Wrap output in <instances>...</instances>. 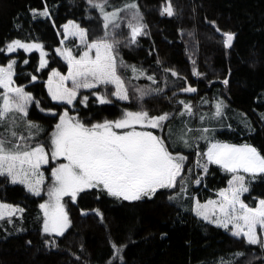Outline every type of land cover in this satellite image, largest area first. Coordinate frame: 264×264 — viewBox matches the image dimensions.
Instances as JSON below:
<instances>
[{"label":"trees","instance_id":"obj_1","mask_svg":"<svg viewBox=\"0 0 264 264\" xmlns=\"http://www.w3.org/2000/svg\"><path fill=\"white\" fill-rule=\"evenodd\" d=\"M133 2L147 25L146 34L135 43L129 42L128 11L120 12L119 29L105 30L103 14L88 0H0V64L15 61L14 84L33 97L25 119L41 128L35 143L47 144L65 108L84 122L141 110L173 118L187 98L172 94L184 84L182 78H188L198 85L197 96L188 98L194 110L212 108L213 100L222 99L230 108L242 110L249 122V128L237 120L225 123L213 140L248 141L264 155V0H171V17L161 15L168 0H108L105 11ZM34 9H47L48 15L36 16ZM68 20L85 27L89 40L110 33L117 63L122 60L127 66L118 68L130 90L128 100L112 95V84L80 91L74 107L50 97V72L68 70V63L56 51L60 30ZM221 32L235 34L231 47H225ZM14 40L42 45L46 66L40 67L38 49L9 52L7 45ZM133 66L137 75L131 72ZM173 83L177 86L171 88ZM141 91L145 93L142 99ZM98 96L109 102L100 103ZM196 174L201 176L197 191L203 198L214 195L232 175L214 163L207 172L196 169ZM247 187L242 200L255 207L264 198V174L250 178ZM172 191L159 189L150 198L126 201L106 190H85L76 201L66 198L71 223L63 235H57L44 233L35 217L43 196L0 176V199L24 208L21 216L0 219V264H221L222 259L229 264H264V247L249 244L243 236H234L173 202L169 199ZM238 253L243 255H234Z\"/></svg>","mask_w":264,"mask_h":264},{"label":"snow or ice","instance_id":"obj_2","mask_svg":"<svg viewBox=\"0 0 264 264\" xmlns=\"http://www.w3.org/2000/svg\"><path fill=\"white\" fill-rule=\"evenodd\" d=\"M89 4L98 7L103 14V27L105 30L119 29L118 21L121 19L120 12L128 11L131 18L128 28L131 30L130 43H135L140 35L146 34L142 16L139 13L136 3H127L123 8H116L111 12L105 11L108 0L101 3H94L88 0ZM169 17L174 15L171 0H168L163 7L161 15ZM39 15L47 16L45 9ZM65 33L79 35L81 43L85 44L86 50L77 58L72 55L71 50L65 49L57 52L64 57L68 63V74L62 75L55 69L48 79V90L53 100L65 101L72 104L76 99L77 90L80 88H95L98 84H114L116 91L112 95L122 100L129 98L125 82L117 74L118 67H127L121 60L117 63L114 55L115 45L109 42L108 31L100 39L87 42V32L69 21L64 25ZM219 31V29H217ZM225 47H231L234 40V33L225 32ZM22 48L25 51L40 50V67L46 66L44 59L46 53L40 44L22 43L14 40L7 45L9 52ZM95 52L94 56L91 53ZM27 63V61H25ZM10 62L7 67H0V176L10 178L11 183L24 184L27 189L39 196L41 185L44 183V174L40 170L42 165L49 164V161H58L61 158L64 162L58 163L51 169L53 179L52 186L48 189L49 200L40 205L43 210L44 233H55L63 235L70 226V220L61 200L64 196H70L75 201L78 193L90 189L106 190L107 194L126 201H138L144 197L154 196L159 189L175 188L178 182L183 180L181 175L184 169V161L187 157L180 154H173L160 136L152 131L143 130L146 128H160L168 119V114L150 116L145 110L131 112L125 111L122 118L100 123L86 125L76 117L69 116L65 111L55 125L50 136V150H46L44 144H32L39 132V126L27 122L28 135L19 134L16 129L19 127L17 118L23 120L27 117L28 105L33 101L30 93L23 87L14 86L13 65ZM132 71L137 69L133 66ZM143 73H141L142 75ZM176 75L175 72L172 73ZM138 78V77H137ZM36 79L35 76L32 77ZM148 79H153L149 76ZM71 81L72 87H67L66 82ZM227 80L224 81L227 84ZM185 92H194L195 88L183 89ZM145 93L141 91L142 99ZM84 97L82 103L87 102ZM100 103H108L104 96H98ZM183 103V102H181ZM184 108L191 112V106L184 105ZM222 104L217 103L216 115H220ZM140 126L141 130H137ZM35 129L36 133L32 130ZM207 132V129L203 130ZM206 139V137H202ZM185 146H189L184 141ZM207 163L219 165L224 171L233 173L229 180V187L219 192L221 200L208 201L204 205L196 202L194 211L205 220L216 223L225 229L232 225L234 236H243L249 244H260L264 247V238L258 235L259 228L264 233V199H260L255 207H250L242 199L241 195L249 191L243 176L237 173L243 171L253 178L258 174H264V155L249 144L236 145L215 142L210 143L206 152L202 154ZM199 164V162H197ZM207 163L202 165L207 172ZM200 181L197 180L196 183ZM182 187V191H183ZM169 199H176L170 197ZM219 216L205 211L208 205H217ZM23 209L13 208L11 205L0 203V219L12 217ZM98 212V210H97ZM99 214V213H98ZM215 216V219L213 217ZM115 248V245H113ZM117 252L119 249H116ZM234 255H243L242 253ZM221 264L229 262L221 260Z\"/></svg>","mask_w":264,"mask_h":264},{"label":"rangeland","instance_id":"obj_3","mask_svg":"<svg viewBox=\"0 0 264 264\" xmlns=\"http://www.w3.org/2000/svg\"><path fill=\"white\" fill-rule=\"evenodd\" d=\"M44 10L45 9H43V10L34 9L33 14L38 16L39 13L43 12ZM69 21L73 22L75 25H79L74 20H68L66 23L63 24L62 29L60 30V35H61L60 41H61V43L56 48V51H57V49H60L61 51L68 49V50H71L73 56H76L77 58H79V56L82 55L83 52L86 50V47H85V44L81 43V39H80L79 35H71V34L65 33L64 25L68 24ZM79 26H80V28H83L86 30L85 27H82L81 25H79ZM86 32H87V30H86ZM92 41L93 40H89L88 36H87V42L91 43ZM94 54H95V52L93 50L91 55L94 56ZM114 55H115V52H114ZM61 57L64 59L63 56H61ZM10 62H12V61H9L7 64H0V67H7V65ZM130 68L132 69V67H130ZM55 70L58 71L59 73H61L62 75L68 74V70L65 73H62L57 69H55ZM52 71L50 72V74L52 73ZM13 72H14V69H13ZM131 72H132V74L136 73V75H137V71L133 72L131 70ZM117 74L124 81V78L119 74V68L117 70ZM66 85H67V87H72V82L67 81ZM99 85L100 84H98L96 87H98ZM112 85H114V84H112ZM14 86H16V85L14 84ZM114 87H115V85H114ZM125 87L128 89V95H129L130 90L126 86V84H125ZM47 89H48V81H47ZM87 89L88 88L78 89L77 95L80 91L87 90ZM0 90H1V92H3V89H0ZM115 91H116V87H115ZM48 93H49V90H48ZM49 95L51 97L50 93H49ZM115 97H117V96H115ZM200 98H202V96ZM118 99H120V98H118ZM75 100L73 101L72 104H68V105L71 107H74ZM120 100H122V99H120ZM187 100H189V99L187 98ZM187 100H184L185 103L183 104L182 111L179 112L173 118L171 116H170V118L168 117V119L163 122L162 127L156 128V129L146 128L143 130L152 131L155 135L160 136L161 138H165V140L168 142V145L170 146L169 151L173 152V154H180V155L187 157V159L184 161V169L181 173L183 180L180 181L178 179L177 185L175 188H173V191L171 192L170 197H176V199H174V200L171 199V200L173 202L183 206L186 209L192 210V212H194L196 214L194 209L196 207L197 201H199L200 205H204L208 201H217L219 203V201L221 200L220 196L218 195L219 192L222 189H227L229 187L228 182H229V180L232 179V176H233V173H231L232 175L229 177L227 184L224 187H222L220 190L216 191L214 195H209L205 198H203L202 196H199L197 188L201 183V176L196 174V169H198V168L203 169L202 165L207 163L206 157H204L202 154L207 151L209 144L215 143V142H221V143L236 144V145L249 144L253 147H255V146L248 141H234V140H220V141H218V139L213 140L214 136H218L219 129L222 128L221 126H223L225 123H230V125H232V122L237 120V121H239V123L243 127H245V128L250 127L249 122H248L247 118L244 116V112L242 110L237 109V108L236 109L230 108L229 106L226 105V103L222 99L213 100L212 101V103H213L212 108L204 109V110H194L193 106L190 104L191 101L190 100L187 101ZM122 101H124V100H122ZM59 102L66 103L65 101H59ZM198 103H201L200 100H198ZM217 103L222 104V110H221L220 115H216ZM185 104H188L191 106V112L187 111L184 108ZM30 105H31V103L28 105V109H29ZM28 109H27V112H28ZM65 111H67L69 116H71L69 110L67 108H65L59 113V119H60V116ZM47 112H51V111L47 110ZM131 112H136V111H131ZM123 114H121L119 117L109 118V119H105V120L115 121V120L122 118ZM155 116H159V115H155ZM27 117H28V115H27ZM59 119L56 122V124L59 122ZM105 120L93 121V122H84L82 120H80V121L85 123L86 125L90 126L91 124L100 123V122H103ZM29 121L32 122L29 119L21 120L18 117L17 123H18L19 127L16 129V131L19 134L27 136L28 131H29V129L27 127V122H29ZM54 129H55V126L52 130H50V133L48 134V137L46 138L47 144H44L46 150H50V148H49L50 136H51V133L54 131ZM204 129H207L208 131L204 132L203 131ZM137 130H141L140 126H137ZM0 131H2V129H0ZM32 131L34 133H36L34 130H32ZM40 136H41V128L39 129L38 134L35 135L34 139L29 141V142L32 144H36L35 140L40 139ZM202 137H206V139H204ZM184 141H187L189 146L186 147L184 144ZM205 142L207 143V145H206L207 147L204 151H201L202 150L201 146H203L205 144ZM61 162H64L62 158L58 161H51V159H50L49 164L42 165L41 169H40L44 174V183L41 185V194L39 196L42 195L43 199H42L41 203L39 204L38 209L36 210L37 213L35 214V217L38 220V222L41 221L42 229H43L44 215H43V210L40 208V205L49 200L48 189L53 184V179L51 177V169L53 167H55L58 163H61ZM197 162H199V164ZM210 164H212V163H207V167ZM237 175L243 176L245 178L246 186H247L248 180L250 178L251 179L253 178L250 174L244 173L243 171L237 173ZM197 180H199L200 182L196 183ZM22 185H24V184H22ZM24 187L27 189V187L25 185H24ZM182 187L184 189L183 191H182ZM194 189H196V191ZM30 193L35 195L32 192H30ZM80 193H78V195ZM78 195H77V197H78ZM66 198L71 199L70 196H64L62 198L61 203L64 205V207H65V203H66ZM241 199H242V195H241ZM260 199H264V198H260ZM76 200H77V198H76ZM0 203L11 205L13 208L23 209V211H24V208L19 204L5 202L1 199H0ZM23 211L17 212L14 215L21 216L23 214ZM205 211L209 212V214H212L213 211H215V215L219 216L218 204L215 206L214 205H208V207H207V209H205ZM199 217H201V216H199ZM5 218H7V217H5ZM213 219H215V216L213 217ZM207 221H209V220H207ZM212 223H214V222H212ZM214 224H216V223H214ZM228 230L232 233V225H229ZM257 232H258L259 236L264 238V233H262L259 228L257 229Z\"/></svg>","mask_w":264,"mask_h":264},{"label":"flooded vegetation","instance_id":"obj_4","mask_svg":"<svg viewBox=\"0 0 264 264\" xmlns=\"http://www.w3.org/2000/svg\"><path fill=\"white\" fill-rule=\"evenodd\" d=\"M182 80L184 81V84L181 85L180 87H178L176 89V91L179 90V89H182V88H187V82L191 85V87L197 86V91H196V93H194V95H190V94H187V93L176 94V95H182V98H192V97H196L197 94H198V85L196 83H194L193 81L189 80L188 78H182ZM170 85H171V88L177 86V84H174V83L173 84H170Z\"/></svg>","mask_w":264,"mask_h":264},{"label":"water","instance_id":"obj_5","mask_svg":"<svg viewBox=\"0 0 264 264\" xmlns=\"http://www.w3.org/2000/svg\"><path fill=\"white\" fill-rule=\"evenodd\" d=\"M221 34H222V32H221ZM188 87H191V85L187 82V88ZM192 88H195L196 91H197V86H193ZM183 89H185V88H182V89H179V90L175 91L172 95L182 94V93H187V94H190V95H194V93H196V91H194V92H185V91H183Z\"/></svg>","mask_w":264,"mask_h":264}]
</instances>
